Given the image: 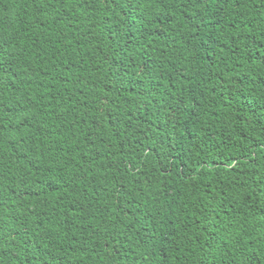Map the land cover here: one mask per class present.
I'll return each mask as SVG.
<instances>
[{"label":"trees","instance_id":"obj_1","mask_svg":"<svg viewBox=\"0 0 264 264\" xmlns=\"http://www.w3.org/2000/svg\"><path fill=\"white\" fill-rule=\"evenodd\" d=\"M0 264H264V0H0Z\"/></svg>","mask_w":264,"mask_h":264}]
</instances>
